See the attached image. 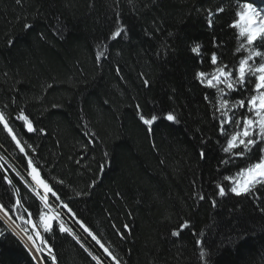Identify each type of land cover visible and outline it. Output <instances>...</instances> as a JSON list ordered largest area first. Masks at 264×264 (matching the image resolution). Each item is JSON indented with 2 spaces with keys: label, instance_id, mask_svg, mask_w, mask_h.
<instances>
[{
  "label": "trees",
  "instance_id": "trees-1",
  "mask_svg": "<svg viewBox=\"0 0 264 264\" xmlns=\"http://www.w3.org/2000/svg\"><path fill=\"white\" fill-rule=\"evenodd\" d=\"M256 2L264 6V0ZM221 6L225 11L212 17L210 28L207 10L215 13ZM236 11V0H0V110L27 156L2 124L0 153L33 184L31 157L41 177L58 190L61 199L49 194L52 208L46 209L8 168L38 223V211L59 213L75 233L60 232L56 220L52 232H44L60 264H97L93 256L115 264L77 221L120 264H204L197 239L209 252L208 264H264V185L254 195H215L216 184L245 161L220 163L228 157L215 141L224 140L204 100L214 90L195 79L198 70L212 67L214 37L230 65L246 55H233L237 40L229 24ZM118 25L127 27V35L109 39ZM164 42L174 51L157 57ZM196 43L201 55L191 51ZM101 51L104 56L97 59ZM137 104L146 116L154 108L174 109L180 122L158 120L149 132ZM21 110L44 133L28 132L16 119ZM202 137L211 138L203 160ZM106 151L110 163L101 170ZM0 203L28 236L1 173ZM183 220H190L191 228L172 237ZM0 230V264H38L1 218ZM241 235L246 238L238 239Z\"/></svg>",
  "mask_w": 264,
  "mask_h": 264
},
{
  "label": "snow or ice",
  "instance_id": "snow-or-ice-1",
  "mask_svg": "<svg viewBox=\"0 0 264 264\" xmlns=\"http://www.w3.org/2000/svg\"><path fill=\"white\" fill-rule=\"evenodd\" d=\"M19 3L20 0H17ZM237 11L235 13L236 19L230 24L229 28L235 30V38L237 40V47L233 51V55L238 53H246L241 55L239 60L235 64H229L223 59V52L219 51L224 47L223 43H217L215 37L213 38V48L217 51H213L210 54L209 62L212 66L209 70H198L195 73V79L197 82L207 88L214 90L210 96L207 93L204 95V100L208 104L213 120L218 125L219 135L223 138L224 143L221 144L220 140H216L215 143L220 146V150L227 155L228 159H221L220 163L223 165L234 164L237 159L245 161L243 167H240L236 172L231 175L223 177V181H227V185L223 181L216 184L215 195L223 198L228 195L235 196H247L254 195V190L258 185H264V7H257L256 0H236ZM208 11L207 23L211 28L213 25L212 17L216 14L223 13L225 8L223 6L216 9L213 13L211 9ZM31 24H26L25 28H31ZM127 35V27L118 25L116 29L111 33L109 39H117ZM175 34L172 32L168 33L169 37H173ZM42 36V34H41ZM43 38V37H42ZM202 45L199 43L194 44L191 47V51L197 55H201ZM171 49V45L164 42L158 51L155 53L157 57L166 58ZM219 52V54H218ZM104 56V52L97 53V59ZM203 60L200 61L203 64ZM146 87L150 86L148 79L143 81ZM236 94L233 97V94ZM138 110V116L140 121L147 126V130L151 132L152 125L158 120H166L173 124H178L180 121L175 110L161 111L154 108L153 114L150 116L144 115L140 112V105H136ZM17 120L24 121L28 132L39 131L44 133V129H37L33 126V122L27 115L24 114L23 110L17 115ZM0 124L3 125L4 129L8 133L12 134V139L20 146L21 142L15 134L13 129L10 127L8 117L6 113L0 110ZM208 138H201L200 146L198 148L199 156L203 160L205 159V148L207 145ZM259 146V147H258ZM28 147H31L30 145ZM256 150V153L253 150ZM20 151L25 153V147L20 146ZM35 151V149H33ZM258 153V154H257ZM106 159L105 165H101V170L110 163V154L106 151L104 153ZM28 167L31 169L28 175L31 177L34 186L29 184L28 181H24L28 185L35 196L42 202L44 208L51 209L52 205L49 203V194L55 197L56 200H60L58 190H54L53 187L40 175L39 168L34 164L31 157L27 161ZM2 167V166H0ZM17 175L20 174L17 172ZM24 180V177H20ZM4 179L9 185L16 189V185L13 184L12 180L5 176ZM63 183V181H59ZM96 181L92 182L91 187L95 186ZM42 190V191H41ZM77 195H88V193H77ZM196 198L203 201L205 196L202 193H196ZM212 207L217 206V200L212 199ZM64 208H67L69 212L72 209L68 207V204L61 201ZM11 207H23L20 199L15 201V205ZM0 211H4L6 218L11 219L8 215V211L5 210L4 205L0 203ZM27 212V209L24 210ZM264 211V209H261ZM27 215L31 217V213ZM75 216V213H72ZM39 225L35 224L31 219L26 220V223L32 224L35 230V236L39 239L40 245H47L48 241L41 236L39 227L43 228L45 233H50L53 230L52 221H58L59 231L66 232L75 236L71 228L66 227L65 222L60 218L59 213L48 214L43 211H38ZM21 219H24L23 214L20 215ZM81 227L84 228L85 232L96 240L97 244L103 251L110 257L115 264H120L119 259L113 255L111 251L90 231V229L83 224L82 221H77ZM124 228L130 232V226L124 225ZM191 228L190 220H183L179 228L173 229L170 233L172 237H179L184 229ZM26 231V230H25ZM4 235V231L0 230V236ZM121 238H124V234L121 233ZM193 235H196L193 232ZM243 235L238 239H244ZM27 239L32 242L35 252L39 253L43 251L40 245H37L36 239L32 235H28ZM79 240V237H76ZM197 245L200 246L199 258L208 264L209 252L204 247V241L197 239ZM27 247V245H26ZM30 251L32 249H29ZM49 257L55 262L56 257L52 254V249L48 248ZM91 255V253H89ZM39 259L38 257H33ZM97 264H101L100 257L93 256Z\"/></svg>",
  "mask_w": 264,
  "mask_h": 264
},
{
  "label": "water",
  "instance_id": "water-1",
  "mask_svg": "<svg viewBox=\"0 0 264 264\" xmlns=\"http://www.w3.org/2000/svg\"><path fill=\"white\" fill-rule=\"evenodd\" d=\"M0 154H1V153H0ZM0 166H2V167H0V173H1V175H2V177H3V180L5 181V183L11 188V190H12V192H13V195H14V197H15V201H16L17 199H20V202H21V204H22V206H23V207H17V209L21 212V214H23L25 221L28 220V219H31L35 224L39 225V223H38L37 220L35 219V217H34V215L32 214V212H31V211L26 207V205L24 204V202H23V197H22V194H21V191H20V187H19V185L14 181L12 175H11L10 172L8 171V169H7V163H6V161H4V160L2 159V156H1V155H0ZM5 176L9 177V178L12 180L13 184L16 185V189H18V191L14 190L13 187L7 183V181L4 179ZM25 209H27V212L24 211ZM28 212H30V213L32 214L31 217H29V216L27 215ZM25 224H26V228H27L28 232L30 233V235H32L33 238L36 239V241H37V245H40V241H39V239L35 236V230L33 229L32 224H29V223H26V222H25ZM38 230L40 231L41 236L44 237V231H43V229H42L41 227H39ZM40 246L43 248V251H41V252H39V253H40V254L46 259V261H48V262L51 263V264H60V263H59V260H58V258H57V256H56V254H55V252H54L53 250H52V254L55 255V257H56L55 262H53V261L51 260V258L49 257V253H48V248L50 247L49 245H40Z\"/></svg>",
  "mask_w": 264,
  "mask_h": 264
},
{
  "label": "rangeland",
  "instance_id": "rangeland-1",
  "mask_svg": "<svg viewBox=\"0 0 264 264\" xmlns=\"http://www.w3.org/2000/svg\"><path fill=\"white\" fill-rule=\"evenodd\" d=\"M0 155H1V154H0ZM1 156H2L3 160L6 161L5 158L3 157V155H1ZM6 163L8 164L7 167L12 171V173L16 174L17 178L21 180V178H20L21 176H20V175H19V176L17 175V172H16V171L10 166V164H9L7 161H6ZM25 180H26L25 178H24V180H21L22 183H23V184H24V185H25V186H26V187H27V188H28V189L34 194V192L32 191V189H31L28 185L25 184V182H24ZM26 181H27V180H26ZM29 184H32V183H29ZM32 185L34 186V182H33ZM34 195H35V194H34ZM41 203H42V202H41ZM3 212H4V211H3ZM3 212L0 211V217L3 218V219L5 220L6 217H5V215H3ZM8 215H9V214H8ZM3 216H4L5 218H4ZM9 216H10V215H9ZM10 217H11V216H10ZM7 220H8V219L6 218L5 222H8ZM9 220H10V222H8V223H9L10 227H12V228H13L18 234H19V233H23V235H24L26 238L28 237V236L25 235V231H22V229H21V227H20V225H21L22 222H21L19 219L16 220L17 222H16V221H13L12 218L9 219ZM19 235H20V234H19ZM20 236H21V235H20ZM31 243H32V242H31ZM100 260H101V264H105L101 258H100ZM42 261H43V259H42ZM96 262H97V261H96ZM38 264H39V263H38Z\"/></svg>",
  "mask_w": 264,
  "mask_h": 264
},
{
  "label": "bare ground",
  "instance_id": "bare-ground-1",
  "mask_svg": "<svg viewBox=\"0 0 264 264\" xmlns=\"http://www.w3.org/2000/svg\"><path fill=\"white\" fill-rule=\"evenodd\" d=\"M3 159V158H2ZM7 169H8V167H7ZM8 171H9V169H8ZM10 172V171H9ZM11 174V173H10ZM14 179V178H13ZM20 191H21V189H20ZM42 191V190H41ZM21 194H22V192H21ZM24 202V201H23ZM36 219V218H35ZM38 222V221H37ZM42 228V227H41ZM12 231L16 234V235H21V237L24 239V243H25V245H27V247H28V249H32L30 252L35 256V257H38L39 259L37 260V262L39 263V264H44L43 263V261H42V259H44V260H46L40 253H37V252H35V250H34V247H33V245H32V243H31V241H29L24 235H23V233H17L14 229H12ZM19 235V236H20ZM44 238H45V235H44ZM48 245V244H47ZM51 248V247H50ZM56 254V253H55ZM57 256V255H56Z\"/></svg>",
  "mask_w": 264,
  "mask_h": 264
}]
</instances>
